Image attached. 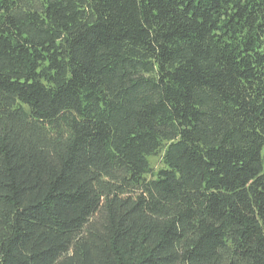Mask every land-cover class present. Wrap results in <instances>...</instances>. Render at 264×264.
Instances as JSON below:
<instances>
[{
	"label": "trees",
	"instance_id": "obj_1",
	"mask_svg": "<svg viewBox=\"0 0 264 264\" xmlns=\"http://www.w3.org/2000/svg\"><path fill=\"white\" fill-rule=\"evenodd\" d=\"M0 264H264V0H0Z\"/></svg>",
	"mask_w": 264,
	"mask_h": 264
},
{
	"label": "rangeland",
	"instance_id": "obj_2",
	"mask_svg": "<svg viewBox=\"0 0 264 264\" xmlns=\"http://www.w3.org/2000/svg\"><path fill=\"white\" fill-rule=\"evenodd\" d=\"M163 155L164 151H161L158 156H153L149 158V162H151V165L154 169V171L160 170V168L163 167L164 162H163Z\"/></svg>",
	"mask_w": 264,
	"mask_h": 264
}]
</instances>
